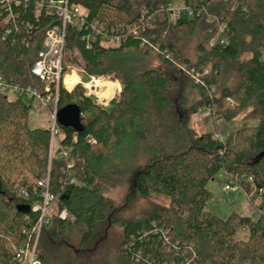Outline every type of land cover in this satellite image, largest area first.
<instances>
[{"label": "trees", "instance_id": "1", "mask_svg": "<svg viewBox=\"0 0 264 264\" xmlns=\"http://www.w3.org/2000/svg\"><path fill=\"white\" fill-rule=\"evenodd\" d=\"M38 1L14 0L17 28L8 34L2 25L8 10L0 0V72L24 85L40 83L31 68L47 31L60 24L55 14L37 11ZM68 1L125 37L115 47L99 39L88 46L82 32L68 27L64 70L79 65L73 58L78 49L87 75L112 74L122 89L109 110L81 83L72 90L61 86L59 108L79 104L84 124L82 132L62 126L64 137L57 142V153L68 150L71 168L65 159L50 157L49 127H30L34 105L0 93V264L11 260L37 224L40 213L22 212L19 205L43 201L39 181L48 175L57 211L40 233L43 264H50L49 244L74 231L80 241L72 263L88 264L103 224L123 227L111 264H264V0H188L195 15L176 21L159 11L168 0ZM217 22L228 26L226 44H210ZM134 23L138 35L128 31ZM196 35L193 59L186 47ZM154 47L158 67L146 64ZM248 52L252 56L243 60ZM232 72L236 81L228 85ZM202 109H208L216 130L220 120L243 112V120L255 124L239 127L232 141L215 131L198 133L190 117ZM219 174L243 189H263L257 219L236 211L224 218L210 209L208 186ZM123 182L146 199L163 196L170 203L124 218L123 207L109 194ZM64 208L74 220L59 217Z\"/></svg>", "mask_w": 264, "mask_h": 264}, {"label": "built area", "instance_id": "2", "mask_svg": "<svg viewBox=\"0 0 264 264\" xmlns=\"http://www.w3.org/2000/svg\"><path fill=\"white\" fill-rule=\"evenodd\" d=\"M1 3L8 10L2 25L7 28V33L9 34L13 29L17 28L15 21L18 18V14L12 8L14 0H1ZM41 10L58 16L60 24L47 31L42 47L38 52V57L31 68V73L38 78L40 83L36 86L32 84L24 85L13 78L6 77L5 74L0 72V93L8 98L12 94V98L9 99L22 98L33 105L37 102L51 109V125L49 126L51 131L50 157L65 159L67 166L71 168L74 163L69 160L68 150L63 148L59 153L56 151L57 142L64 137L57 113L59 110L61 86L63 85L68 89L65 85V77L69 72L64 70V48L67 44V29L71 26L82 32V38L87 41L88 46L91 45L92 41L97 39L105 46L106 44H110L109 47L119 46L125 35H114L106 25L96 20H89L88 11L85 7L82 5H72L68 0H39L37 2V11ZM159 11L162 14H166L172 21L185 16L193 17L196 13L195 7L191 6L188 0H168ZM210 20L218 21L216 17H210ZM128 31L133 33V35H138V25L135 23L128 25ZM211 31L213 32V37L210 41L211 45L227 43L228 26L226 23H215ZM154 49L158 50V47H154ZM261 55L264 60V47L261 50ZM183 70L186 71V68L184 67ZM187 71L193 74L196 81H200V75L195 69ZM79 82L82 83V79ZM71 182L75 183L77 181L73 178ZM49 184V175L39 181V185L44 188L43 201H34L31 205L33 211L40 213L39 220L28 239L15 247L14 255L7 264H43L39 255L38 243L41 230L44 225L49 224L52 214L53 195L49 190ZM234 186V182L230 180L226 185V189L231 190ZM23 193L25 196H28L27 191H23ZM262 193L263 189L256 190L255 195L260 196ZM59 217L61 219L70 218L74 220V217L69 215L66 208L59 212ZM164 234L166 235L167 231Z\"/></svg>", "mask_w": 264, "mask_h": 264}, {"label": "rangeland", "instance_id": "3", "mask_svg": "<svg viewBox=\"0 0 264 264\" xmlns=\"http://www.w3.org/2000/svg\"><path fill=\"white\" fill-rule=\"evenodd\" d=\"M163 16V14H162ZM198 44V36H194L189 45L186 47V54L192 57L193 59L196 57ZM106 46H110V44H106ZM152 53L147 57L146 64L149 66L158 67L161 65V61L158 58V50L152 49ZM252 56L250 52L245 53L242 56L243 60H247ZM73 58H76L79 62V65H72L66 71L69 74H72L74 71L80 76V78L84 82L93 83L96 85V81L100 79H109L112 81H117L112 74L97 76V78L89 77L84 71L85 62L82 59L80 52L78 49L74 50ZM185 67L181 65V69ZM73 71V72H72ZM67 74V75H69ZM236 76L232 72L229 74L227 79V84L232 85L235 83ZM80 83V82H79ZM77 85V84H76ZM75 85V86H76ZM85 87V90L88 95H90L93 99L98 101L101 105H103L107 109H112L116 104L119 93H117L112 99L110 97H106V99H111L108 101V104H104L107 102L105 99L103 103L101 102V98L99 92L100 89L97 86L93 90L87 88L85 84H81ZM74 86V87H75ZM117 88V87H116ZM69 90V89H68ZM72 90V89H71ZM119 90V88H118ZM115 92V91H114ZM9 98H12V94H10ZM181 112V110H180ZM245 112L239 114L231 121L220 120L218 122L219 130H216V126L214 122L209 117L208 109H202L200 112L196 114H192L190 117V125L198 132L203 133L206 131H215L217 136H220L221 139L225 140H234L235 131L247 124H255V121H244L243 116ZM51 110L47 107L39 103H35L33 108L29 113V125L32 128L36 127H49L51 125ZM230 179L224 174H219L215 180L209 183V189L213 193V200L210 202V209L214 211L221 217H227L232 211L239 212L242 215L250 216L253 219H257L260 215V211L258 206L261 203V196L255 195L256 188L251 187L249 189L242 188L240 185L234 182V188L229 190L226 189V185L229 183ZM245 181H252V177H246ZM109 194L115 198L118 205L123 207L122 217L124 218H136L142 216L146 211L151 210L158 204L169 205L170 200L163 196H154L153 198L146 199L139 195L136 191L130 188V185L126 183H122L119 187H115L112 189ZM57 211V206L55 203L52 204V213ZM123 227L121 225L108 226L103 224L100 226L98 235L101 241L99 245L95 246L94 250H92V257L88 264H111L116 261L113 250L116 245L119 243L122 236ZM247 235V231L243 230L240 233V237L245 238ZM80 241V235L76 231L67 235L64 240L57 243L49 244L47 249V253L49 256L50 264H73L71 258L74 256L75 248L78 246ZM92 260V261H91Z\"/></svg>", "mask_w": 264, "mask_h": 264}, {"label": "water", "instance_id": "4", "mask_svg": "<svg viewBox=\"0 0 264 264\" xmlns=\"http://www.w3.org/2000/svg\"><path fill=\"white\" fill-rule=\"evenodd\" d=\"M57 118L63 127H72L77 132H82L84 130L82 109L77 103H69L60 107ZM19 209L26 213L31 211V207L28 204L19 205Z\"/></svg>", "mask_w": 264, "mask_h": 264}, {"label": "bare ground", "instance_id": "5", "mask_svg": "<svg viewBox=\"0 0 264 264\" xmlns=\"http://www.w3.org/2000/svg\"><path fill=\"white\" fill-rule=\"evenodd\" d=\"M79 81H80V77L75 71L72 74L66 75L65 77V85L68 87V89H72ZM92 81H95V79ZM85 85L90 90H93L95 88L94 86L99 87L100 89L99 94L100 96H103V97H100L101 99H106L105 96L110 97L114 93L117 87V84L114 81L109 80V79L97 80L96 85H93L92 82L91 83L85 82Z\"/></svg>", "mask_w": 264, "mask_h": 264}, {"label": "crops", "instance_id": "6", "mask_svg": "<svg viewBox=\"0 0 264 264\" xmlns=\"http://www.w3.org/2000/svg\"><path fill=\"white\" fill-rule=\"evenodd\" d=\"M80 77V76H79ZM89 77H93L94 79L95 78H97V76H89ZM82 78V77H81ZM80 78V79H81ZM83 81V80H82ZM81 83V82H80ZM83 84H85V82L83 81L82 82ZM81 83V84H82ZM115 83L117 84V88L115 89V92L111 95V99L117 94V93H119V95H120V92H121V89H122V84H121V82L119 81V80H117V81H115ZM118 88H119V90H118ZM111 99H106L107 100V102L106 103H104V104H108V101L109 100H111ZM105 99H101V102L103 103V101H104ZM98 102V101H97Z\"/></svg>", "mask_w": 264, "mask_h": 264}]
</instances>
